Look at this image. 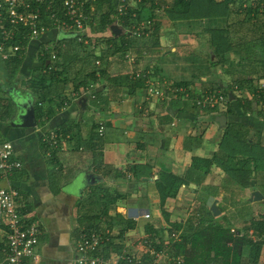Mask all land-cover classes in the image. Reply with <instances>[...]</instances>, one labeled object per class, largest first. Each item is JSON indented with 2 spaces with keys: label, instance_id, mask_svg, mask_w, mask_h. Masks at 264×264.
Wrapping results in <instances>:
<instances>
[{
  "label": "crops",
  "instance_id": "crops-1",
  "mask_svg": "<svg viewBox=\"0 0 264 264\" xmlns=\"http://www.w3.org/2000/svg\"><path fill=\"white\" fill-rule=\"evenodd\" d=\"M240 1L234 0L233 4L236 3L237 7L235 8L231 3L229 8L232 12L228 17H222L228 30H231V35L237 32L241 38L244 37L243 35H255V38L261 35L262 37V30L256 31L257 34L252 29L254 22L257 21V24H260L262 17L257 15L244 18L238 8ZM256 3L257 0L253 5ZM214 11L210 18H203L209 25L210 20L214 19ZM163 15H166L165 12ZM148 16L156 18L153 12ZM159 19H162L163 25L159 31L158 44L154 46L152 42L148 44L137 40L132 48L137 50L138 54L128 50L137 56L136 62L129 63L123 56L109 55L107 71L111 78L107 80L103 77L93 83L98 91L97 98H90L88 92L83 91L78 97L69 91L71 89L68 86L64 93L68 101L65 100L59 109L56 107V112L47 120H43L42 124L39 123L40 121L37 122L35 117L36 124L32 127H22L18 123L26 106L32 107L34 112L35 102L39 98L29 88L27 81L41 68L40 50L41 48L44 50L47 44L59 45L60 40H62L60 44L65 47L67 38H74V35L69 31L55 29L57 37L51 39L53 38L50 37L51 32L55 31L51 29L46 34L35 38L33 41L37 42V52L34 53L31 66L26 49L33 38L27 35L24 37L18 27L12 28L15 31V38L8 41L6 51L11 52L8 56L10 57L14 54L11 46L18 44L22 49L16 52H23L22 63L16 76L12 78L9 68L6 67V60L9 58L4 59L0 54V99L1 96L4 98L0 102L4 101L9 107V116L5 121L0 122L6 128L3 130L11 136L15 157L22 161V168L11 177V182L19 191V201L25 202L29 213L32 214L31 219L42 223L40 224L42 233L37 247L39 258L37 261L26 259L25 264H77L76 244L79 227L75 219V211H77L75 208L78 198L86 196L89 187L99 186V188H107L112 195L117 193L122 195V198L110 206L108 215L102 216L98 222L99 226L110 232L111 241H109L114 243H111L108 248L104 247V252L105 249H108L109 253L117 252L113 249L117 247H120V250L127 248L130 251L139 252L143 238L149 234L145 230V225L150 223L155 227L165 225L154 183L159 170L166 169L183 177L187 174L191 175L189 169L192 156L211 157L218 151L221 142L231 145L225 140V135H229L230 132L240 133L242 140L247 138L248 143L233 142L235 145L240 144L237 149L243 145L245 150L242 152H247L248 148L256 154L264 151V113L258 111L257 102L247 90L240 94L236 84L233 89L227 88L229 83H233L229 79L234 78L233 73L229 71L231 68L229 62L223 66V68L227 67V70L223 69V72L219 74L220 70L215 71L211 64L204 63L205 60L202 58L204 48L197 44L195 38H191L189 44L180 42L176 46L175 43L168 42L165 45L164 28L171 30L174 27L168 23L170 20L167 16ZM114 21L117 22V19ZM202 22L204 24V21ZM188 25L186 24V27ZM192 26L195 27H191L189 31H186L185 27L184 34L196 37L199 32L197 23ZM198 26L202 25L198 24ZM0 27H9L7 21L1 17ZM193 30L196 33L191 32ZM208 30L207 28L206 31ZM243 30L244 32L241 33ZM202 35L203 33L198 37ZM23 38L27 39L25 45L18 43ZM212 44L210 42V46L214 48ZM90 47L93 48L91 44ZM241 48L244 46L232 49L235 51ZM174 51L178 53L175 54ZM164 52L168 53L165 55L168 58L167 62L155 60V55ZM193 52L196 53L192 55ZM180 57L184 58V62ZM197 59H199L201 70L203 71L204 67L207 72L205 75L201 70L183 71L188 66L191 69ZM231 62L233 63V58ZM208 66L209 69L206 70ZM133 69L148 70L150 80L163 88L182 86L178 83L186 81L187 85L182 87L192 86L194 90L188 89V91L193 93V96L186 98L172 92L170 94L168 92L167 96L162 98L151 96L146 92L145 81L138 82L129 77L127 73ZM182 73L185 79L176 78L177 74ZM124 74L131 80L117 78ZM194 75L200 80L191 83ZM215 77H221V83L224 84L225 91L219 92L229 95L233 101L231 107L227 105L222 110L213 108L215 110L205 111L203 109L212 108H199L194 105V101L203 92L202 89L207 90L211 86V82L205 83L206 78L212 81ZM232 92L238 99L234 100ZM54 99L57 104L58 98ZM246 99L254 102L249 103ZM222 111H226L227 114L225 115ZM86 113L88 115L84 118ZM99 121L104 125V135L101 137L96 131ZM52 129L59 131L60 134L59 147L55 148L56 157H51L52 149L48 148L45 145L46 142L42 140V135ZM226 144L225 147L229 150ZM235 157L241 158V153H237ZM226 159L218 163H226ZM263 162L264 158L258 161L263 169L258 172L259 174H264ZM221 164L215 162L199 184L190 181L184 183L180 186L176 197L167 198L163 208L170 213L171 217L176 216L175 212L179 209L180 213L185 214L186 211V214L184 217L179 216L178 221L185 220L189 210L199 205L203 198L208 196L214 197L220 209L219 214H224L231 208L234 211H246L251 206L264 207V198L260 201L249 200L251 192L256 189L264 196L262 190L264 182L258 180L264 177H256V174L250 178L248 186H244L232 179ZM197 174L199 176V173L194 172L192 176L197 178ZM253 175L255 171L252 172ZM71 191L76 193L78 191L80 195ZM237 191L245 195L246 200L242 201L244 204L241 202L226 204L227 198L233 197ZM246 202L249 203L246 204ZM92 205L98 206L87 203L85 208L92 209ZM117 213L135 221V226L125 231L123 236L118 235L121 225L120 222L115 221ZM145 214H149V217H145ZM5 239L6 229L0 224V264H6ZM260 264L264 263L260 261Z\"/></svg>",
  "mask_w": 264,
  "mask_h": 264
},
{
  "label": "trees",
  "instance_id": "trees-1",
  "mask_svg": "<svg viewBox=\"0 0 264 264\" xmlns=\"http://www.w3.org/2000/svg\"><path fill=\"white\" fill-rule=\"evenodd\" d=\"M147 1L153 2L154 0H140L136 3V7L133 9H128L127 14L121 16L118 22L126 28H129L132 25L137 26V23L142 19L144 13V11H139L138 9ZM222 1L224 2L222 5V15L228 17L232 12L228 6L229 4L233 3L234 0ZM241 1L239 2L238 8L242 12H240V14H242L244 18H252L253 16L255 17L262 14L264 18V9L261 7L262 3L264 4V0H257L255 5L247 6H243V0ZM92 5L94 6V11L91 15L92 19L90 18L91 20L88 22L89 26L95 28L97 31L109 29L111 33L110 37L102 38V43L104 45L103 47L95 46L93 48H89L90 44L87 46L85 45L86 50L83 49V54L81 55L80 50L77 48L78 45L76 42H74V39L67 38V45L65 47L60 44L62 40L59 41V45L56 44V46H54L53 50L57 56L54 60L51 59L49 51H45L42 48L40 50L41 54L39 55L41 60V68L38 70V73L34 75V77L27 81L29 88H31L32 92H34V94L39 97L35 102L34 112L36 121H40V124L44 122L43 120H47L56 112V107L60 108L62 106L63 102L66 100L64 93L66 92V89H68V86L69 89H71L69 91L75 93L74 95L79 97L82 91L84 92L86 88H90V85L94 86L93 83L99 81L103 77H106L107 80H109L111 78L107 71L109 55L124 57L128 50L132 51L134 54H138V51L132 48V45L137 42V40L146 37H150L151 42L153 43L152 45L155 46L158 44L159 31L163 25L162 19L152 18L151 16L147 15V17L151 20V25L149 24L144 29V32L140 37H136L131 34L115 36L110 28V24L115 19L118 20V18L115 16V0H93ZM216 5L218 6L219 4H216L215 0H172L164 8V12L170 20L171 26L177 28V20L180 19H194V16L195 18H210L212 11L216 10ZM133 13L135 16H132ZM93 20L96 21L97 25H93ZM244 23L245 21L243 24ZM254 23L255 25L253 30H255V32L261 30L264 31V21L263 24L262 22L257 24L256 21ZM235 28L237 27L235 26ZM222 31L223 34L221 33L222 35H220L221 37H219L218 42L211 40V42L214 41L213 43L215 44L213 54L215 59L209 60V63H211L212 67L216 66L217 64L225 63L226 54L234 47L244 46L245 52L252 53H245L241 60L250 59L256 51L259 53L262 52V54H264L263 33L260 39L253 38L251 40H245L244 37H239L237 32L231 35L232 32L230 29H222ZM214 32L215 30L213 31L211 29V35ZM260 40H262V43ZM18 43L25 45L27 43V39L23 38ZM80 44L82 43L79 42V45ZM21 54H23V52H16L8 57V60H6V67L9 68L11 75L10 77L12 78L16 76L22 63ZM96 60L99 61L98 64L96 63ZM208 69L209 66L206 68V70ZM117 78H125L126 80L129 79L128 75L126 74L121 76L119 75ZM130 80L131 79H129V81ZM134 80H137L138 82H144L141 78ZM208 82L210 83L211 81ZM235 82L241 89L244 88V90H249L251 87L250 89L254 94L252 97L256 100L255 102H258L260 95L258 97L255 95L256 86L254 88L250 81L245 83L244 81ZM178 84L184 86L187 85V82L180 81ZM233 85H235V83H229L227 88L233 89ZM220 90L225 91L224 84L221 82L216 87L209 86L207 91ZM90 91L94 94V97L90 98H97L98 91L96 88L92 87L90 88ZM259 93L261 94L260 91ZM232 94L234 100L238 99V97L233 92ZM225 95L228 97L225 106L228 105V107H231V102L233 100L229 98V95ZM191 96H193V93H189L188 97ZM55 97H57L59 101L57 104L54 99ZM247 101L250 103L252 100L247 99ZM194 105H197L196 101H194ZM203 110L212 111L215 109L212 108ZM8 112L9 107L6 104L3 106V103L0 102V121H5L7 119L9 116ZM222 112L225 115L227 114L226 111ZM260 112L264 113L263 110H260ZM226 133H228V131H226ZM229 135H225V140H227L231 145L228 146L225 142H221L218 151L214 152L211 157L192 156L189 169L191 175L187 174L186 177H183L181 175L174 174L169 170L162 169L159 170L158 177L154 180L158 193L159 208L166 223L165 225H159L157 227L151 223L145 225V230L147 233H149L146 238L151 241L158 250H160L163 248L164 238L167 237V239H169L167 249L168 252L173 255L182 256L184 259L183 264H260L261 250L262 246H264V219H251V221L248 222V225H245L242 228H237L232 219L226 214L214 216L211 213L212 211L205 204L207 197L203 198L201 201V203L204 204H199V209L203 207L202 210L204 212H201V214L199 212L200 210L198 211L196 209V207L199 206L197 204L196 207L191 209L192 211H190L185 220H170V213H168L163 208L167 198H174L177 196L178 190L182 184H186L189 181L199 184L204 176L209 172L210 167L215 164V162L216 164H221L218 162H221V160H225L227 158L226 163L221 165L228 172L232 179H235L238 183L244 186H248L250 178L256 176L257 172L263 170L261 165L258 164L259 159L264 158L261 156L262 154H256L254 151H250L249 148L247 152H242V150H245L243 145L237 149L240 144L235 145V143H233L236 141H246L248 143L247 138L242 140L241 134L238 132H230ZM58 139H60V136ZM225 144L229 150L226 149ZM45 145L52 149L50 152L51 157H56L57 150L55 148L59 147V145L54 148L49 147L47 144ZM237 153H241V158L235 157ZM253 171H255V175L252 176ZM194 172L199 173L200 178L198 174L197 178L196 176L193 177L192 174ZM88 190L89 191L87 192L86 196L79 197L76 202V205L81 202V207L84 209L83 212L78 211V214L75 218L79 227V229H77L79 231V235L81 232L103 230L104 228L98 224L99 220L102 218V216L108 215L110 206L118 199L122 198L121 194L117 193L116 195H112L107 188H99V186L89 187ZM87 203L97 204L98 206L92 205V209H86L85 206ZM248 203L249 202H246V204ZM249 212L250 211L248 209L244 214L249 215ZM116 215L117 218L115 221L120 222L121 225L118 235L123 236L125 231L135 226V221L131 218H124L120 213H117ZM172 232H176L178 237L173 238L171 236ZM110 241L106 243L105 248L111 246L112 242L110 243ZM113 249L115 251H120V247ZM109 252L110 251H108V249H105L106 255H108ZM245 252H247V257H244ZM152 260V257H150L148 254H143L142 264H151Z\"/></svg>",
  "mask_w": 264,
  "mask_h": 264
},
{
  "label": "built area",
  "instance_id": "built-area-1",
  "mask_svg": "<svg viewBox=\"0 0 264 264\" xmlns=\"http://www.w3.org/2000/svg\"><path fill=\"white\" fill-rule=\"evenodd\" d=\"M93 0H0V17L5 19L9 27H0V54L6 59L10 53L6 51L9 40H14V27L20 28L23 36L38 38L51 29L69 31L73 33L78 42L88 44V33L86 28L92 19L94 6ZM140 0H115V16L119 18L127 14L128 9H133ZM255 0H243V6L253 5ZM133 2L135 4H133ZM263 5V6H262ZM261 7L264 9V4ZM91 16V17H90ZM132 16H135L133 13ZM91 18V19H90ZM119 23V22H118ZM150 20L141 21L137 26L132 25L126 28L128 34L140 37L144 29L150 24ZM120 24V23H119ZM18 44L11 46V51H21ZM53 44L44 46L45 51L50 52L51 59H56ZM13 54V53H12ZM124 58L129 63L136 62L137 56L127 52ZM98 64L99 61L96 60ZM131 78H141L146 82V92L158 98L167 96V93L180 94L186 98L189 96L187 88L182 86L160 88L149 78L148 70H134L130 72ZM94 87L90 85V88ZM90 88V97H94ZM260 95L261 108L264 111V85L257 87ZM199 107L224 109L227 97L219 91H206L201 97L196 98ZM221 109V110H222ZM99 136L104 135V125L99 121L97 127ZM59 133L49 131L42 140L51 147L59 145ZM22 168V161L15 157L14 146L10 140L0 139V224L6 229L5 239V261L6 264H25L26 259L37 261L39 255L37 247L41 235V227L32 220L26 203L19 201V191L11 182V177ZM149 217V214H145ZM173 238L178 235L171 233ZM110 240L108 230L81 232L76 244L78 256L77 264H142L143 254L152 257L153 264H183L184 259L180 255H173L168 252L169 239L163 242V248L158 250L146 237L143 239L142 248L137 251H130L123 248L120 251L105 254L103 248ZM151 263V264H152Z\"/></svg>",
  "mask_w": 264,
  "mask_h": 264
},
{
  "label": "rangeland",
  "instance_id": "rangeland-1",
  "mask_svg": "<svg viewBox=\"0 0 264 264\" xmlns=\"http://www.w3.org/2000/svg\"><path fill=\"white\" fill-rule=\"evenodd\" d=\"M172 0H154L153 2H151V1H147L145 4H143L138 10L139 11H144V13H143V16H142V19L138 22V23H140L141 21H147V20H150V18H148L147 17V15H149V14H151L152 12L153 13H155V17L157 18V17H159V18H162L163 16H167V15H163L162 16V14H163V12H164V8L167 6V4H169L170 2H171ZM215 2H216V4H219L218 6L216 5L215 7H216V10L214 11L215 12V14H213L214 15V19H213V21L212 20H210V25L203 19V18H195V16H194V19H186V18H184V19H180V20H177L178 22V25H177V28L175 29V27H174V29L172 28L171 30L169 29H165L164 28V34L166 35V40L164 39V41H165V45H167L168 44V42L169 43H175V45L177 46V44H179L180 42H182V43H185V44H189L190 42H189V40L191 39V38H195L196 39V42H197V44L200 46L201 45V47H203L204 48V50H203V59L205 60V62L204 63H207L208 65H210L211 63H209V60L210 59H213V54H214V49H215V46H214V48L212 47V46H210V42H211V40H214V41H219L218 39H219V37H221L220 35H222L223 34V31H222V29H224V30H228V27H227V25H226V23H225V21L222 19V17H225V15H222L221 16V14L220 13H222L223 11V8H222V5L224 4V2L222 1V0H215ZM133 4H135L134 2H133ZM233 4V3H232ZM137 5V4H136ZM136 5L133 7V8H135L136 7ZM230 5L231 4H229V6H228V8L230 7ZM234 5V7L236 8L237 6H236V3H234L233 4ZM261 14V13H260ZM259 17H262V18H260V22H262V24H263V21H264V18H263V14L260 16L259 15ZM168 18V17H167ZM166 19V18H165ZM207 19V18H206ZM151 21V20H150ZM202 21H204V24H203V22ZM165 22H168V21H165ZM257 22V21H256ZM93 25L95 26V25H97L96 24V21H94L93 20ZM170 25H171V23L170 22H168ZM195 23H197V31H199L198 32V35L199 34H202L203 33V35L201 36V37H198V35L195 37L194 35H192V36H189L188 34H184V31H185V27H186V24H189L188 25V27H186V31H189V30H191V27L193 28V27H195V26H192V24H195ZM212 23V24H211ZM198 24L199 25H202V26H198ZM151 25V24H150ZM210 26H212V28L210 27ZM254 26V25H253ZM172 27V26H171ZM264 27V26H263ZM209 29L208 31H206V29ZM254 28V27H253ZM252 28V29H253ZM199 29V30H198ZM211 29L214 31L215 30V32L211 35ZM55 30V29H54ZM196 30V29H195ZM255 31V30H254ZM86 32L88 33V35H90V37H89V43L91 44V46H93V47H95V46H104L103 45V37H110V35H111V33H110V30L109 29H105L104 31H97V30H95V28H92V27H90V26H88L87 28H86ZM191 32H193V33H196L194 30L193 31H191ZM244 32V30L243 31H241V33H243ZM52 35L50 36V37H53V38H51V39H56V37H57V35H55L57 32H56V30L55 31H53L52 30ZM222 33V34H221ZM257 33V32H256ZM262 33L264 34V31H262ZM206 34V35H205ZM258 34V33H257ZM161 35H163V34H161ZM160 35V36H161ZM244 36V39L245 40H251V39H253V38H255V35H243ZM261 38V35L260 36H258V39H260ZM35 38H33L30 42H29V44L27 45V49H26V55L28 56V62L30 63V65L32 66V60L34 59V53L35 52H37L36 51V45H37V42L36 41H33ZM74 39V38H73ZM53 41V40H52ZM140 41H145V43H150L151 42V39H150V37H147V38H142V39H140ZM214 41H212V43L214 42ZM253 41H255V40H253ZM261 41V43H262V40H260ZM260 41H258V42H260ZM50 42V41H49ZM48 42V43H49ZM74 42H76L77 43V45H78V50H80V54L82 55L83 54V49L84 50H86L85 49V45L87 46L88 44H84V43H82V44H80L79 45V42L76 40V39H74ZM67 45V44H66ZM181 45H183V44H181ZM180 45V46H181ZM212 45H215L214 43L212 44ZM81 46H83V47H81ZM167 46H165V48H166ZM168 48V47H167ZM87 50H88V48H87ZM196 51H198V50H196ZM263 51V50H262ZM174 53L176 54V53H178L177 51L175 52L174 51ZM196 52H193L192 53V55L193 54H195ZM245 53H251V52H245V50H244V48H241V50L239 49V50H230L227 54H226V56H225V59H226V61H225V63H227V62H229L228 64L231 66V68L229 69V71H231L233 74H232V77H234V78H230L229 79V81H231V82H233L232 84H236V82L235 81H244V83L245 82H247V81H250V83L251 84H253V87L255 88V86H256V89H255V95H256V97H258L259 96V93H258V90H257V87H260V86H263L264 85V54H262V52L261 53H259V52H254V54H253V56L250 58V59H246V60H241V58L244 56V54ZM252 54V53H251ZM165 55H168V53H166V52H164V53H161L160 55H155V60H159V61H164V62H167L168 61V58L167 57H165ZM154 57V56H153ZM219 57V56H218ZM181 58V60L184 62V58L183 57H180ZM232 58H233V63L231 62L232 61ZM125 59V58H124ZM214 59H215V57H214ZM197 62L196 63H194V65H193V67L190 69V67L188 66V68L186 69H183V71H186V70H191V71H200L201 70V67H200V63H199V59H197L196 60ZM26 62V61H25ZM203 62V61H202ZM225 63H221V64H218V65H216L215 67H213V69L216 71V70H220V72H219V74H221V71L224 69V71L225 70H227V67H224L223 68V66H224V64ZM78 64V63H77ZM225 65H227V64H225ZM186 67V66H185ZM181 70H182V68H180ZM203 69V71L201 70V72H202V74H206L207 72L204 70V67L202 68ZM134 70H136V69H133V70H131V72L132 71H134ZM174 70V69H173ZM179 70V69H178ZM137 71V70H136ZM223 72V71H222ZM166 73H169V72H166ZM128 75H129V77L131 76V74H130V71L127 73ZM172 75H174L173 73H171ZM179 74V73H178ZM176 75V78H178V79H185L184 78V73H182V74H180V75ZM218 74V75H219ZM197 80H200L198 77H196V75H194L193 76V79H192V81H191V83H194V82H196ZM210 79H208V78H206V81H205V83L206 82H208ZM225 80V79H224ZM222 81V79H221V77H215V78H213V80L211 81V86L212 87H216L220 82ZM226 82V81H225ZM227 83V82H226ZM155 85L156 84H158V83H154ZM159 85V84H158ZM157 85V86H158ZM208 85V84H207ZM207 85H205V86H207ZM250 85V84H249ZM25 86V85H24ZM234 86V85H233ZM236 89H237V91L240 93V94H243L242 92H245V90H244V88L243 89H241L237 84H236ZM158 87H160V88H163V86H161V85H159ZM200 87V86H199ZM21 88V87H20ZM186 88L187 89H189L190 91H192V90H194V88L192 87V86H189V87H187L186 86ZM251 88V87H250ZM249 88V90H247V92L248 93H250L251 95H254L253 93H252V91H251V89ZM202 89V88H201ZM248 89V88H247ZM207 90H208V88H207ZM206 89H202V93H200L199 94V97H201L203 94H204V92L205 91H207ZM237 92V93H238ZM170 94V93H169ZM2 99H4L2 96H1V101H2ZM34 99H36V98H34ZM227 99H228V97H227ZM57 100V99H56ZM245 100V99H244ZM247 100V99H246ZM58 101V100H57ZM256 101V100H255ZM250 102H254V101H250ZM65 104V103H64ZM257 104V109H259L258 111H260V110H262L261 109V104H260V98L258 99V102L256 103ZM5 105V102L3 101V106ZM223 108V107H222ZM221 108V109H222ZM59 109V108H58ZM218 109H220L218 106H217V110ZM220 109V110H221ZM221 113V112H220ZM86 115H88L87 113L84 115V118L85 117H87ZM8 127V126H7ZM3 128L4 129H6L4 126H3V123L2 122H0V139H2V140H10L11 141V136L9 135V134H7V132L6 131H4L3 130ZM52 131H56V130H54V129H52ZM58 132V131H57ZM48 133V132H47ZM47 133H45V134H43L42 136L44 137ZM59 133V132H58ZM61 133V135H62V131L60 132ZM60 135V134H59ZM10 136V137H9ZM101 137V136H100ZM59 144H60V139H59ZM260 154H262L261 156H263L264 157V151H261V153ZM263 168H264V162H263ZM256 177H264V174H259L258 172H257V176ZM258 180H260V181H262V182H264V178H258ZM263 191H264V188L262 189ZM245 195H242L241 193H239L238 191L237 192H235V195L233 196V197H231V198H227V200L225 201L226 202V204H231V203H237V204H240V202L241 203H243L242 201H245L246 200V197H244ZM207 200V199H206ZM201 204H204V203H201ZM205 204H206V201H205ZM244 204V203H243ZM81 202L80 203H78V205H76L77 207L75 208V210L76 209H78L77 211H75V215L77 216V214H78V211H80V212H83L84 211V209L81 207ZM199 207H200V205L199 206H197L196 207V209L201 213V212H204L203 210H202V208L203 207H201L200 209H199ZM204 207H205V205H204ZM147 208H149V207H147ZM190 211H192V210H189V213H190ZM193 211H194V209H193ZM249 215H246V214H244L245 213V211H234V210H232V208L231 209H228V210H226V212L224 213V214H226L227 216H229L231 219H232V221H233V223L235 224V226L237 227V228H242V227H244L245 225H248V222L249 221H251V219H256V218H258V219H264V207H256V208H253L252 206L250 207V209H249ZM176 213V216H169V219L170 220H172V221H174V220H176V221H178V219L180 218L179 216H185V214H186V211H185V214L183 213H180L179 212V209H178V211L177 212H175ZM212 213V212H211ZM202 214V213H201ZM213 214V213H212ZM157 215H158V213H157ZM160 215V214H159ZM218 216V215H217ZM146 219H148V218H146ZM36 223L37 224H42L41 223V221H36ZM166 223V222H165ZM176 233V232H175ZM177 234V233H176ZM178 235V234H177ZM144 239V238H143ZM165 240H168L167 239V237L166 238H164V241ZM143 241V240H142ZM244 257H247V252H245L244 253ZM260 261H262L263 263H264V246H262V250H261V255H260Z\"/></svg>",
  "mask_w": 264,
  "mask_h": 264
},
{
  "label": "water",
  "instance_id": "water-1",
  "mask_svg": "<svg viewBox=\"0 0 264 264\" xmlns=\"http://www.w3.org/2000/svg\"><path fill=\"white\" fill-rule=\"evenodd\" d=\"M110 28L112 33H114L116 36L124 35L128 32L122 25H119L116 21H113L110 24ZM18 124L21 125L22 127H32L36 124L32 107H30L29 105L26 106L25 112L23 115H21V121ZM71 192L76 193L75 191H71ZM76 195H80V192L78 193L77 191ZM263 198H264L263 194L256 189L251 192L249 200L260 201ZM206 205L210 208L214 216L219 215L220 209L216 205V201L214 200L213 196H208L206 200Z\"/></svg>",
  "mask_w": 264,
  "mask_h": 264
}]
</instances>
